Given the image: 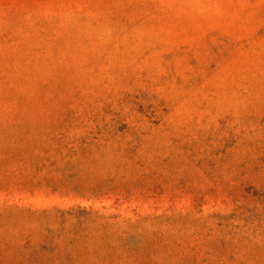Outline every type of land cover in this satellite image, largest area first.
Masks as SVG:
<instances>
[{
  "label": "rangeland",
  "instance_id": "1",
  "mask_svg": "<svg viewBox=\"0 0 264 264\" xmlns=\"http://www.w3.org/2000/svg\"><path fill=\"white\" fill-rule=\"evenodd\" d=\"M0 264H264V0H0Z\"/></svg>",
  "mask_w": 264,
  "mask_h": 264
}]
</instances>
